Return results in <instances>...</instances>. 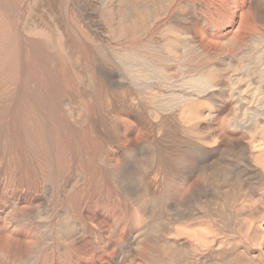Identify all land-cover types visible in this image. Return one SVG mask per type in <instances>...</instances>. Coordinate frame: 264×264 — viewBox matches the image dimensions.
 <instances>
[{"label": "bare ground", "instance_id": "6f19581e", "mask_svg": "<svg viewBox=\"0 0 264 264\" xmlns=\"http://www.w3.org/2000/svg\"><path fill=\"white\" fill-rule=\"evenodd\" d=\"M9 264H264V0H0Z\"/></svg>", "mask_w": 264, "mask_h": 264}, {"label": "rangeland", "instance_id": "374dc122", "mask_svg": "<svg viewBox=\"0 0 264 264\" xmlns=\"http://www.w3.org/2000/svg\"><path fill=\"white\" fill-rule=\"evenodd\" d=\"M11 256V253L7 252H0V264H9V258Z\"/></svg>", "mask_w": 264, "mask_h": 264}]
</instances>
